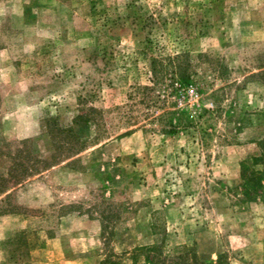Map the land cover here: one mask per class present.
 Wrapping results in <instances>:
<instances>
[{
    "label": "rangeland",
    "instance_id": "374dc122",
    "mask_svg": "<svg viewBox=\"0 0 264 264\" xmlns=\"http://www.w3.org/2000/svg\"><path fill=\"white\" fill-rule=\"evenodd\" d=\"M158 54L188 69L184 105L210 110L197 129L147 119L174 108L171 68L155 104L130 97ZM86 108L106 139L0 197V264H264V185L250 199L241 178L262 169L264 0H0V151L49 158L47 122Z\"/></svg>",
    "mask_w": 264,
    "mask_h": 264
},
{
    "label": "trees",
    "instance_id": "16d2710c",
    "mask_svg": "<svg viewBox=\"0 0 264 264\" xmlns=\"http://www.w3.org/2000/svg\"><path fill=\"white\" fill-rule=\"evenodd\" d=\"M150 65L151 78L149 82L152 87H137L135 88L136 92L131 94L132 96L130 97L135 98V96H138L146 106L155 104L156 102H154V96L152 94L154 87L163 83L167 76L166 69L171 68V78L168 85H170L175 92H178L177 94L179 95L174 103V108L168 113L163 112L148 117L147 119L152 123L157 122L158 120L159 122L161 121L163 126H161L160 131L164 134L176 135L180 131L184 132L191 129H197L198 120L202 117L201 113H208L210 110L202 109V112H199V115L196 116V111H193L189 106L184 105L185 99L187 98V88L191 87V78L188 69L182 64L180 57L163 56L162 54H158L156 58L151 60ZM132 112L133 107L130 106L128 118L130 117L131 120H133V118H131ZM167 114L169 115L167 116ZM147 116H149V114L145 115V117ZM102 124L103 118L101 112L96 108H86L81 111L80 114L73 118L68 126L63 128L58 127L53 121L52 123L47 122L46 127L49 136H51L53 152L50 154L49 158L45 159H41L38 155L34 154L31 142L28 140L18 142L17 146L13 149L8 145L6 147V152L0 151V166L3 167V169L0 170V197L5 196L9 198V192L18 185H21L28 178L65 160L74 158L89 145H96L105 140L106 136L100 133ZM94 126L95 136L83 135V132ZM201 129L202 128H199V130ZM201 132L204 133L203 130H201ZM131 133L132 130H128L121 136H126ZM260 149L261 153L251 159V167L261 165L262 169L258 171L249 169V166L243 167L241 174L243 180V195L254 200L258 197L262 186L264 185V148L260 147ZM12 210H14V208ZM12 210L6 211L12 212ZM152 251V248L141 247L137 249V254H146L147 256L145 257L148 260V254ZM193 257V263L198 264L195 255H193ZM179 259L182 260V264H189L184 257H180Z\"/></svg>",
    "mask_w": 264,
    "mask_h": 264
}]
</instances>
